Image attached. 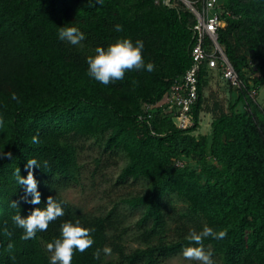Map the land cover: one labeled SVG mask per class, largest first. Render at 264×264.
<instances>
[{"label":"trees","instance_id":"1","mask_svg":"<svg viewBox=\"0 0 264 264\" xmlns=\"http://www.w3.org/2000/svg\"><path fill=\"white\" fill-rule=\"evenodd\" d=\"M221 1L218 40L245 85L228 107L215 104L209 136L195 131L212 69L204 66L199 75L194 125L179 127L158 105L192 63L195 16L182 0H0V149L12 152L0 160V264H49L46 245L68 221L93 229L94 239L73 252L71 264H167L195 244L189 233L205 225L227 233L202 241L214 264H264V104L252 92L264 83V0ZM64 25L78 27L85 39L59 40ZM123 37L142 39L144 59L155 69L127 71L109 85L90 78L87 57ZM92 147L98 163L125 161L119 181L144 180L143 191L123 199L140 213L134 227L125 222L128 208L92 213L64 196L81 182V155ZM32 157L41 166L32 169L38 205L21 199L24 186L14 175L19 168L26 176ZM49 196L63 201L64 215L22 239L11 217L45 207ZM127 235L139 244L129 247ZM105 246L111 252L97 257Z\"/></svg>","mask_w":264,"mask_h":264},{"label":"clouds","instance_id":"2","mask_svg":"<svg viewBox=\"0 0 264 264\" xmlns=\"http://www.w3.org/2000/svg\"><path fill=\"white\" fill-rule=\"evenodd\" d=\"M96 4H102L103 0H90ZM117 32L123 31L122 25H115ZM57 37L61 41H67L71 45H79L85 39V33L74 25L59 26ZM144 42L142 39L133 41L130 37L118 38L114 43L105 47H96L95 54L87 57V75L103 85H109L117 80L124 78L125 73L131 70H145L151 72L155 65L151 61H145L143 56ZM12 99L19 102L16 94H12ZM3 124V118L0 117V125ZM32 142L38 143V134L32 136ZM5 157L11 159L12 152L0 149V160ZM47 162L45 161V164ZM33 166L41 167L35 157L27 158L25 168L28 170L26 176L20 174V169L14 170L15 179L18 185L24 186L25 195L21 197L26 203L33 205L40 204V192L37 188V181L33 175ZM29 196L31 197L29 199ZM63 201H58L52 196L47 198L45 207L34 208L26 216L20 212L15 213L11 219L14 225L23 229L22 239L35 237L37 232L44 231L48 228L50 222L64 215ZM11 208L19 207L17 200H11ZM7 231V229H3ZM93 229L81 226L77 221L75 223L68 221L60 226V235L54 241L46 245L50 253L49 264H71L73 252H83L91 247L94 239L91 236ZM227 235L223 229L214 230L212 227L205 225L199 231H191L188 239L194 241V245L186 246L182 249V256L188 261H195L197 264H214L212 252L203 247L202 241L211 236L215 239H222ZM13 247L9 243L8 248ZM109 254L111 249L105 246L103 249H97L95 255L99 257L100 252Z\"/></svg>","mask_w":264,"mask_h":264},{"label":"rangeland","instance_id":"3","mask_svg":"<svg viewBox=\"0 0 264 264\" xmlns=\"http://www.w3.org/2000/svg\"><path fill=\"white\" fill-rule=\"evenodd\" d=\"M175 2L178 0H174ZM256 90V87H254ZM256 91L259 103L264 104V83ZM238 96L237 88L228 84L222 77L219 69H212L209 75L208 85L204 88L203 111L201 112L200 126L195 131V134L212 133V119L214 116V107L216 103L228 107L230 102L235 101ZM98 147H92L86 150L81 155L83 164L82 178L79 184L70 186L63 191L64 196L72 203L83 207L85 210L92 213H100L109 211L116 204L120 208L127 209L126 225L134 227L136 220L139 218V211L130 212L129 206L123 201L124 198L139 193L144 190V180L130 179L123 183L119 181V173L125 164V161L120 158L119 164H111L110 160L102 158L101 163H98L93 155L101 156L97 153ZM98 163V165H96ZM130 210V211H129ZM132 229V228H130ZM130 229L128 231H130ZM173 234V229L170 231ZM129 247H135L139 244L135 237L127 235L126 241ZM192 261L186 260L182 254L172 258L167 264H189Z\"/></svg>","mask_w":264,"mask_h":264},{"label":"built area","instance_id":"4","mask_svg":"<svg viewBox=\"0 0 264 264\" xmlns=\"http://www.w3.org/2000/svg\"><path fill=\"white\" fill-rule=\"evenodd\" d=\"M182 1L195 16V22L191 27L194 37L191 50L192 63L185 73L176 79L158 105L172 112L175 123L185 128L195 124L193 110L199 98V75L204 66L219 69L222 77L235 88H241L245 84L218 40V29L223 23L222 1ZM165 2L172 4L171 0ZM255 91L252 89V92ZM146 107L150 108L151 105L148 104Z\"/></svg>","mask_w":264,"mask_h":264}]
</instances>
